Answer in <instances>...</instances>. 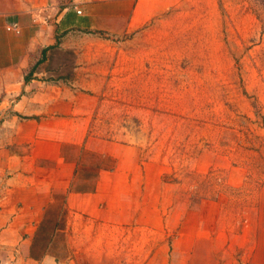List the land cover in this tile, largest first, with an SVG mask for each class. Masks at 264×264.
<instances>
[{
    "label": "rangeland",
    "instance_id": "rangeland-1",
    "mask_svg": "<svg viewBox=\"0 0 264 264\" xmlns=\"http://www.w3.org/2000/svg\"><path fill=\"white\" fill-rule=\"evenodd\" d=\"M143 2L141 23L65 33L37 67L80 82L90 145L117 146L137 247L264 264V0Z\"/></svg>",
    "mask_w": 264,
    "mask_h": 264
},
{
    "label": "crops",
    "instance_id": "crops-1",
    "mask_svg": "<svg viewBox=\"0 0 264 264\" xmlns=\"http://www.w3.org/2000/svg\"><path fill=\"white\" fill-rule=\"evenodd\" d=\"M85 1L0 0V264H168L167 243L154 255L146 238L136 245L143 215L113 193L117 146L90 145L80 82L48 73L47 61L29 75L58 36L152 13L143 0Z\"/></svg>",
    "mask_w": 264,
    "mask_h": 264
},
{
    "label": "trees",
    "instance_id": "trees-1",
    "mask_svg": "<svg viewBox=\"0 0 264 264\" xmlns=\"http://www.w3.org/2000/svg\"><path fill=\"white\" fill-rule=\"evenodd\" d=\"M44 52H45V50H42V52H41L42 53L41 59H39L37 61V63L32 67L31 71L29 72V75H30V73H32V71L34 70V68L44 59ZM29 75L27 74V76L25 77V80L28 79Z\"/></svg>",
    "mask_w": 264,
    "mask_h": 264
},
{
    "label": "built area",
    "instance_id": "built-area-1",
    "mask_svg": "<svg viewBox=\"0 0 264 264\" xmlns=\"http://www.w3.org/2000/svg\"><path fill=\"white\" fill-rule=\"evenodd\" d=\"M76 12H77V13H80V11H78V10H77Z\"/></svg>",
    "mask_w": 264,
    "mask_h": 264
}]
</instances>
